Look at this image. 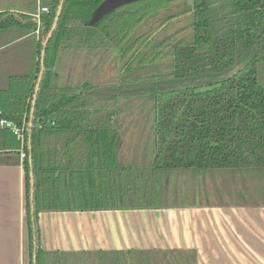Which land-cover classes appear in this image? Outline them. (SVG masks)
<instances>
[{
    "label": "trees",
    "instance_id": "obj_1",
    "mask_svg": "<svg viewBox=\"0 0 264 264\" xmlns=\"http://www.w3.org/2000/svg\"><path fill=\"white\" fill-rule=\"evenodd\" d=\"M103 1L0 0V47L26 33L32 41L38 35L27 68L0 90V117L25 123L22 146L11 131L0 129V155L24 153L30 264H63L67 256L41 251L40 212L172 207L160 199L172 180L195 182L221 172L236 192L248 175L255 177L264 195V78L258 75L264 0H191V37L184 41L175 34L154 39V30L174 15L141 32L172 0H133L92 19ZM39 7L47 12L35 17ZM109 49L122 61L118 81L100 80L97 65L89 67L94 54ZM160 58H170L167 71L157 67ZM150 65L154 69L146 75L130 77L135 68ZM138 95L149 97L153 109V165L146 167L118 159L116 104Z\"/></svg>",
    "mask_w": 264,
    "mask_h": 264
},
{
    "label": "crops",
    "instance_id": "obj_2",
    "mask_svg": "<svg viewBox=\"0 0 264 264\" xmlns=\"http://www.w3.org/2000/svg\"><path fill=\"white\" fill-rule=\"evenodd\" d=\"M28 36L0 47V90L27 68L38 38ZM248 180L239 192L211 182L209 200L193 204L40 212L39 246L67 254L63 264H264V195ZM0 264H30L20 154L0 155Z\"/></svg>",
    "mask_w": 264,
    "mask_h": 264
},
{
    "label": "rangeland",
    "instance_id": "obj_3",
    "mask_svg": "<svg viewBox=\"0 0 264 264\" xmlns=\"http://www.w3.org/2000/svg\"><path fill=\"white\" fill-rule=\"evenodd\" d=\"M119 0H111L117 2ZM191 6V0H172V4L165 10L150 19L147 24L142 27V33L148 32L153 29L156 20H164L169 15L176 16L175 19L170 21L167 26L156 31L154 39L161 40L165 36L175 34L177 40H186L191 37L190 22L191 17L188 10ZM103 10V9H101ZM83 54L77 56L75 63V72L81 69V58ZM92 63L89 67L96 66V76L98 79H109L111 81H118L122 77V61L120 60L119 53L115 50H104L93 55ZM70 59V58H68ZM246 59H242L237 66L245 63ZM157 67L160 70L167 71L170 66V58H160ZM156 67V68H157ZM149 70L139 71L134 69L130 77L135 74L144 76L147 71H152L153 67ZM258 75L260 79L264 78V62L258 65ZM150 74V73H148ZM121 111L116 117V122L120 126L121 145L118 151L119 162L122 164H132L140 166L153 165V146L151 123L153 117V109L151 99L145 95H138L132 97L120 98L117 102ZM248 182L252 191L259 189V181L248 175ZM211 182L215 185L224 183L229 184L230 178L227 174L217 175L214 178L198 179L195 182H187V180H172L169 185L161 189V202L170 205H183L190 204L193 201H208L212 193ZM229 186V185H228ZM214 195V194H213ZM257 197V196H256ZM219 198L216 196L215 199ZM221 198V196H220ZM223 198V196H222ZM257 199V198H254ZM247 200V199H246Z\"/></svg>",
    "mask_w": 264,
    "mask_h": 264
},
{
    "label": "water",
    "instance_id": "obj_4",
    "mask_svg": "<svg viewBox=\"0 0 264 264\" xmlns=\"http://www.w3.org/2000/svg\"><path fill=\"white\" fill-rule=\"evenodd\" d=\"M130 1H133V0H119L117 2H112L111 3V0H104L100 5L99 7L96 9V11L93 13L92 15V19L96 20L97 18H99L100 16H102L103 14L107 13L108 11L116 8L117 6L121 5V4H124L126 2H130ZM62 4V2H61ZM61 4L59 5L57 11H56V14H55V17H54V20H53V23H52V26L50 28V30L48 31L44 41H43V44H42V50H41V56L43 57L44 55V51H45V47H46V44L53 32V30L55 29L56 27V24H57V20H58V17L60 15V12H61ZM103 9V10H101ZM42 67H43V63H42V59H41V71H40V74H39V78L37 80V83H36V86H35V90H37L38 88V85H39V80H40V76H41V72H42ZM35 97V96H34ZM33 103H34V100H33ZM32 111V109H31ZM30 185L32 187L33 185V178H32V172H30ZM30 197L32 196V190L30 192Z\"/></svg>",
    "mask_w": 264,
    "mask_h": 264
},
{
    "label": "built area",
    "instance_id": "obj_5",
    "mask_svg": "<svg viewBox=\"0 0 264 264\" xmlns=\"http://www.w3.org/2000/svg\"><path fill=\"white\" fill-rule=\"evenodd\" d=\"M45 12H47L46 7H39L35 17H38L39 13H45ZM0 114H1V111H0ZM43 124L45 123H39L38 126L40 127ZM51 124H54V122L51 121ZM0 129H8L9 131H11L16 136V138L20 141L21 146L23 145L24 138H25V131H24L25 123L24 122L19 126L13 121L0 117ZM20 156L22 159L24 158V153L22 151H20Z\"/></svg>",
    "mask_w": 264,
    "mask_h": 264
}]
</instances>
